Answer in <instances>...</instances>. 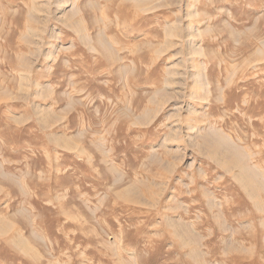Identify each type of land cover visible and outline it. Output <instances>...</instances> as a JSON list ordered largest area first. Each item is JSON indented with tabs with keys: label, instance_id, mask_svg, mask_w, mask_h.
<instances>
[{
	"label": "rangeland",
	"instance_id": "obj_1",
	"mask_svg": "<svg viewBox=\"0 0 264 264\" xmlns=\"http://www.w3.org/2000/svg\"><path fill=\"white\" fill-rule=\"evenodd\" d=\"M0 264H264V0H0Z\"/></svg>",
	"mask_w": 264,
	"mask_h": 264
}]
</instances>
